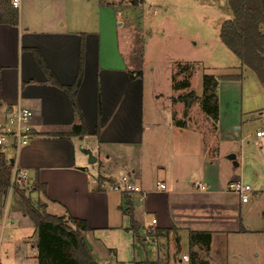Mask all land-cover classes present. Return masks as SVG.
I'll return each instance as SVG.
<instances>
[{
	"label": "crops",
	"instance_id": "0c3cea01",
	"mask_svg": "<svg viewBox=\"0 0 264 264\" xmlns=\"http://www.w3.org/2000/svg\"><path fill=\"white\" fill-rule=\"evenodd\" d=\"M20 1L15 11L9 0H0V6L1 2L5 4L0 7L2 15L9 10L17 16L16 25L0 23V121L6 111L17 106L32 111V140L10 161L28 174L30 184L36 182L45 187V195H33L45 204L47 213L84 221L89 231L83 239L98 264H163V260L164 264H262L256 259L261 240L255 237L264 236V222L257 228L250 226L252 218H244L242 210L248 202L241 203L236 193L229 192L228 186L241 176L240 172L236 173L218 155L188 156L182 163L170 155L173 142L169 141V133L183 134L188 128L175 126L173 110L159 131H163L165 144L158 157L146 151L143 73H134L128 67L127 35H121V44L115 33L106 32L100 3L91 7L87 0ZM116 23L120 27L118 16ZM80 45L82 76L75 103L86 127L83 136L71 134L79 123L67 92L60 88L72 87L78 76ZM33 51L40 53L55 86L36 64ZM153 92L155 98L164 95L173 103L172 88L169 93L158 94L156 89ZM219 114L220 107L213 132L216 140L223 139ZM202 126L206 128L207 123ZM145 127L149 128L147 131L160 129L155 125ZM189 129L200 138V130ZM214 137L209 136V141ZM255 144L260 146L257 141ZM192 173L199 174L201 181L196 183L204 190L193 188L195 183L190 185ZM262 174L260 169L252 171L256 188H263ZM121 178L129 180L140 192L127 196L111 190V184ZM224 186L228 192L222 190ZM252 192L253 197L264 199V192ZM4 199L0 196V206ZM126 199L139 224L138 235L143 243L134 241L127 230L130 224L125 214L129 208ZM17 215L10 213L6 219L12 223L6 237L11 256L19 258L21 264H36L35 238L31 243L25 241L28 227L22 229V225L27 218ZM152 219L156 225L150 227ZM2 225L0 210V237L4 238L7 229L1 232ZM175 231L180 240L178 246ZM182 231L187 235V250L179 236ZM199 232L209 234V242L205 245L198 240L190 245L189 234ZM251 234L255 237L248 245L252 255L248 262L245 251L230 249L228 237L235 236L236 246H241L238 237ZM184 251L190 260L185 254L176 255ZM5 259L8 260L7 249L1 255V261Z\"/></svg>",
	"mask_w": 264,
	"mask_h": 264
},
{
	"label": "rangeland",
	"instance_id": "374dc122",
	"mask_svg": "<svg viewBox=\"0 0 264 264\" xmlns=\"http://www.w3.org/2000/svg\"><path fill=\"white\" fill-rule=\"evenodd\" d=\"M87 1L91 7L98 6L99 3L103 7L102 14L105 19L106 32L115 33V37L121 44L123 43L121 35H127V48L130 57L128 67L134 73H143L141 84L144 125H155L160 128L155 132L154 128L151 129L152 131H147L149 128L144 126L146 151H151L158 157V152L165 144L163 131H159L166 125V119L173 110L175 126L182 128L187 125L188 128L183 134L169 133V136H172L169 141L173 143L170 145L168 153L174 156L179 163H182L188 156L209 154V156L218 155L222 162L230 164L236 173H241L237 180L242 185L251 187L248 204H244L242 207L244 218L249 220L252 218L253 223L250 226L254 228L261 226L264 222L262 218L264 199L263 197H253L252 191L264 192V185L263 188L255 187L252 183V171L260 169L264 173V162L261 161V159L264 161V138L258 139L255 136L257 130H264V86L257 81L248 68L242 67L241 69L237 58L220 42L219 29L224 22L232 18L226 0ZM116 14L120 19V27L116 26ZM240 74L242 77L239 81L219 79L221 76ZM206 78H213L218 82L217 86L211 87V91L214 92L216 100H218V107H220L219 117L222 125L220 137L223 136V139L219 140H216L213 135L216 130V120L200 111L199 100L192 104L186 117L183 116V103L173 101L179 95L188 93H193L200 98L204 88L202 82ZM178 84H185L187 87ZM176 85L177 88H174ZM171 88L173 89L172 104L168 101L169 98L164 95L154 97L153 89H156L158 94H164L165 92L169 93ZM203 122L207 123L206 128L202 126ZM189 128L200 130V138L193 135ZM209 136L214 138L209 141ZM256 141L260 143V146L255 144ZM3 154L8 162L15 158L14 150L9 147L5 148ZM231 154L237 157L239 167H234L233 161L228 160V156ZM191 175L193 178L189 180L190 185L201 181L199 174L192 173ZM237 175L239 176V174ZM24 187L27 195L35 201L36 197L29 192V181H25ZM227 188L224 186L222 190L226 191ZM11 202L12 200L10 205ZM3 203L4 200L1 206ZM8 210L9 214L15 213L10 210V207ZM25 223L27 226H24ZM24 225L20 226L22 229L28 227L26 234H29L25 237V241L31 243L35 238V229L27 219ZM9 232L10 230L7 228L4 238L8 237ZM175 235L178 246L180 240L177 237V231H175ZM179 236L187 250L186 233L182 231ZM234 237H228L231 242L230 249L245 251V260L251 262L252 255L247 249L255 236L253 234L239 236L241 246H236L238 243H235L234 240L237 238ZM255 238L261 240L259 256L256 259L264 264V236L259 235ZM181 248L184 249L183 245ZM5 249L8 250V260H3V264H8V262L21 264L19 258L11 256V245L3 240L2 251ZM239 253L241 254V252ZM182 254L189 258L187 251L176 255L181 256ZM177 256L174 257L175 260ZM165 261L161 262L164 264ZM27 264H32V262Z\"/></svg>",
	"mask_w": 264,
	"mask_h": 264
},
{
	"label": "trees",
	"instance_id": "16d2710c",
	"mask_svg": "<svg viewBox=\"0 0 264 264\" xmlns=\"http://www.w3.org/2000/svg\"><path fill=\"white\" fill-rule=\"evenodd\" d=\"M226 3L230 13H232V18L221 25L219 29L220 42L237 58L241 69L242 67L248 68L252 71L257 81L264 86V0H226ZM2 4L1 2V6H3ZM3 7H5V4ZM2 14L0 13V23L3 21L11 25L17 24V16L14 11L6 10L4 15ZM3 16L7 18L5 21L2 19ZM79 51V72L75 82L72 87L60 88L67 92L73 105L76 121L79 123L73 127L71 134L83 136L86 134V127L81 119L78 105L75 103L76 92L82 76V45H80ZM33 56L36 64L47 76L48 82L54 85L51 74L40 53L33 51ZM241 77L242 74L221 76L219 79L223 81H239ZM202 83L204 88L200 98L193 93H188L179 95L173 101L183 103V116L186 117L192 104L199 100L202 113L217 120L218 100H216V96L211 89L213 88L212 86H217L218 82L213 78H206ZM178 85L187 87L185 84ZM174 88H177V85ZM98 132L99 129L96 128L95 135H98ZM11 167L12 163L8 162L3 154L0 153V196L4 198L10 188ZM24 185V180L20 181L18 178L11 185L12 202L10 210L27 218L35 229L36 264H98L92 259L90 250L83 239V234L89 231L85 222L71 216L57 217L48 214L45 204L37 198L35 201L32 200L27 195ZM44 188L42 184L39 185L33 182L30 185L29 192L45 195L46 191ZM125 203L129 207L125 211L130 224L127 230L132 233L134 241L143 243L138 235L140 227L134 221L129 199H126ZM147 235L150 236V233ZM188 240L190 245L198 240H203V244L206 245L209 242V234L202 232L190 233ZM134 264L153 263L147 261Z\"/></svg>",
	"mask_w": 264,
	"mask_h": 264
},
{
	"label": "built area",
	"instance_id": "2783aa9c",
	"mask_svg": "<svg viewBox=\"0 0 264 264\" xmlns=\"http://www.w3.org/2000/svg\"><path fill=\"white\" fill-rule=\"evenodd\" d=\"M10 7L12 10L17 11L20 7V0H9ZM33 113L30 109L17 106L13 109H10L5 112L3 119L0 121V153H3L6 147L14 150L17 155L25 146H27L32 140V132H33ZM256 138H264V130H257L255 132ZM11 183L10 188L8 189V193L4 199V203L1 206V211L3 214V225L1 228V232L4 233V230L12 227L11 221L7 220V216L9 214L10 207V192L11 185L18 178L20 181H29L28 174L24 170L18 169L14 162L11 161ZM31 185V184H30ZM157 187L160 189L164 188V185L157 184ZM196 189L204 190L205 187L201 186L199 183L193 186ZM229 190L233 191L237 194L241 203H247L249 199V195L251 192V188L246 185H242L239 180L233 181L229 186ZM111 190L114 192L127 195L133 193H139L140 189L136 186H133L129 180L126 178H121L118 182L111 184ZM7 201V202H6ZM155 220L152 219L149 222V226H155ZM3 240H8L7 238L0 237V264H3L1 261L2 255V242ZM184 259H187L186 256H183Z\"/></svg>",
	"mask_w": 264,
	"mask_h": 264
},
{
	"label": "water",
	"instance_id": "95a60500",
	"mask_svg": "<svg viewBox=\"0 0 264 264\" xmlns=\"http://www.w3.org/2000/svg\"><path fill=\"white\" fill-rule=\"evenodd\" d=\"M89 155V154H88ZM91 156V155H90ZM228 160L229 161H233V166L236 167L237 163L235 161V155L234 154H231L230 156H228ZM11 162V161H10Z\"/></svg>",
	"mask_w": 264,
	"mask_h": 264
}]
</instances>
